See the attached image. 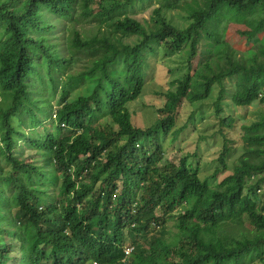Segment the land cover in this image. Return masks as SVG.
Returning a JSON list of instances; mask_svg holds the SVG:
<instances>
[{
  "label": "trees",
  "instance_id": "16d2710c",
  "mask_svg": "<svg viewBox=\"0 0 264 264\" xmlns=\"http://www.w3.org/2000/svg\"><path fill=\"white\" fill-rule=\"evenodd\" d=\"M232 24L242 43L227 40ZM162 48L180 51L184 74L152 126L137 127L128 103ZM215 87L216 116L225 92L263 108L213 187L187 156L162 161L185 128L181 104ZM231 149L226 139L211 179ZM15 249L17 264L253 261L264 249V0H0V264Z\"/></svg>",
  "mask_w": 264,
  "mask_h": 264
},
{
  "label": "rangeland",
  "instance_id": "374dc122",
  "mask_svg": "<svg viewBox=\"0 0 264 264\" xmlns=\"http://www.w3.org/2000/svg\"><path fill=\"white\" fill-rule=\"evenodd\" d=\"M150 10L137 14L135 17L139 20L148 19ZM243 26L232 24L228 27L227 40L232 43H242L241 38L237 35V30ZM204 43L199 46V53ZM198 62V63H197ZM201 64L200 59L195 60L194 66ZM185 60L181 56L180 51L169 52L164 48L160 49L155 57L150 58V67L147 84L144 86L143 93L133 102L128 103L129 112L132 114V122L135 126L148 128L156 121L158 115L155 107L162 105L161 94L173 89L171 82L173 79L182 77L185 70ZM227 85L230 84L227 82ZM232 86V85H231ZM216 87L211 93V98L201 103L190 104L184 101L177 115V123L175 129L185 126L184 130L179 134L177 140L170 144L169 140L165 142L164 161L178 163L180 158L187 156V163L192 170H197L200 179H207L213 187L221 181L227 174L232 172V168L237 164L238 158L242 154L241 143V126L249 124L258 119V110L263 106L255 102L248 107H235L231 104L230 93L225 92L222 101V114L216 116L212 104L217 98ZM79 93H76L78 96ZM231 119V126L221 125V120ZM48 129L52 125L48 122L45 124ZM230 140L232 147L229 156L226 158L227 170L216 176V179H211L213 172L219 164L217 158L225 144V140ZM27 156L26 152H22ZM6 169L4 160L1 161ZM89 199V196H87ZM174 220H169L167 224L172 231H175L171 225ZM246 224V223H245ZM248 226V224H247ZM167 229V228H166ZM160 230V228H158ZM165 230V229H164ZM166 231V230H165ZM163 234L162 236H165ZM125 250L130 251L129 236L125 233ZM264 253V249L254 254L255 259L249 264H259L258 257ZM122 255V251L116 254L117 257ZM11 264H17L20 261V252L14 250L11 253Z\"/></svg>",
  "mask_w": 264,
  "mask_h": 264
}]
</instances>
